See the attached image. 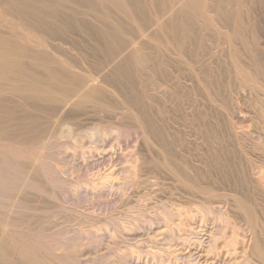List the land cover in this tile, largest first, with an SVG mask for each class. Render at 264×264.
<instances>
[{
	"label": "bare ground",
	"instance_id": "bare-ground-1",
	"mask_svg": "<svg viewBox=\"0 0 264 264\" xmlns=\"http://www.w3.org/2000/svg\"><path fill=\"white\" fill-rule=\"evenodd\" d=\"M0 15L9 16L0 18V264L128 263L129 250L116 263L99 256L94 262L81 253L84 246L105 243V237L128 243L148 237L157 247L155 221L169 212L155 219V195L167 179L181 183L192 200L221 197L230 207L224 210L217 201L212 210L198 200L202 217L217 210L218 216L209 220L220 222L213 224L219 234L209 228L214 236L209 232L211 238L202 242L204 229L197 234L184 220L189 226L177 224L190 230L180 227L186 231L181 237L183 229L178 235L172 223L166 241L182 238L187 249L196 250L206 244L211 255L229 245L233 251L227 247L228 256L236 258L232 263L264 264V214L256 207L264 205V170L248 156L254 149L264 153V35L250 36L264 19V0H0ZM189 87L194 102L186 95ZM244 105L259 112L260 122L251 109L262 123L261 132L255 126L257 136L249 130L254 127L245 125L250 109L245 112ZM190 144L202 151L218 149L217 159L227 172L251 173L252 178L245 174L242 180L246 189H226L221 174L213 172L214 179L207 166L213 181H220L204 180L201 167L194 169L195 156H185L191 154ZM237 149L251 160L233 162L227 153L236 156ZM106 194L119 201L113 206L107 200L115 207L109 212L101 201ZM99 196L98 208L94 202H89L92 207L81 204ZM238 211L245 223V229L238 227L241 234L234 226ZM192 214L186 218L202 221L200 214ZM229 228L232 237L224 241L222 232ZM76 235L85 238L82 251L70 247L68 239L69 244L56 241ZM171 242H160L159 250L148 245L147 252L164 264L175 252L168 250ZM146 244L134 248L142 251ZM179 254V259L187 258L185 252Z\"/></svg>",
	"mask_w": 264,
	"mask_h": 264
},
{
	"label": "rangeland",
	"instance_id": "rangeland-1",
	"mask_svg": "<svg viewBox=\"0 0 264 264\" xmlns=\"http://www.w3.org/2000/svg\"><path fill=\"white\" fill-rule=\"evenodd\" d=\"M3 17H4V18H8L9 16L0 15V18H3ZM261 22H262V23H258V26H256V29H257V30H256V33H252V34H250V36H252V39H253V37H255L257 34L260 35V36L264 35V19H263V21H261ZM259 24H260V25H259ZM258 29H259V31H258ZM257 31H258L260 34H259ZM254 34H255V35H254ZM258 35H257V36H258ZM250 36L248 37V40H249L250 43H251L252 40L250 39ZM223 65H225V66H222L223 68H224V67L227 68L226 65H228V67L230 66L229 63H227V64L225 63V64H223ZM226 68H224V69H226ZM229 68H230V67H229ZM221 69H222V68H221ZM224 69H222V70H224ZM227 70H228V68H227ZM214 71H215V70H214ZM215 73H216V71H215ZM223 74H226V73L224 72ZM189 83H190V82H188V84H189ZM190 86H191V84H190ZM194 86H195V85H194ZM191 88H192V87H191ZM191 88L189 87L188 92H187L186 95H188V94L190 93L188 96H189V98L194 102V101H195L194 99H195V96H196V95L194 94L193 88H192V89H191ZM196 89H197V87H196ZM196 89H194V90H196ZM191 96H192V97H191ZM192 98H193V99H192ZM251 103H252V102H251ZM251 103H250V104H251ZM248 104H249V103H248ZM252 104H253V103H252ZM253 106H254V105H253ZM253 106L250 107V105H249V107H250V108H249L248 105H247V106L244 105L243 108H245V112L248 111V110H246V108H248V109H250V110L253 108V109H252L253 112L256 113V115L258 116V115H259L258 110L255 109V107H253ZM250 110H249V112H247V113L249 114L250 118L246 121L245 125H246V126H247V125H248V126L250 125L249 127L247 126L248 128H250V127H254V128H252V130H251V129H249V130H250L251 132H253V131L255 130V131H254L255 133H257V130H258V128L260 127V128H259L260 131L258 130V132H261V130H262V128H261L262 123H261V124L258 123L259 118H260V117H259L260 115H259L258 117L256 116V117L258 118V121H257L256 118L254 119L255 114L253 115L252 110H251V111H250ZM257 112H258V113H257ZM252 115H253V116H252ZM251 117H252L254 120H256L257 122L254 121ZM260 121H261V120H260ZM260 121H259V122H260ZM113 122H114V121H113ZM249 122H250V123H249ZM248 123H249V124H248ZM251 123H253L254 125L251 124ZM108 124H109V123H107L106 125H108ZM255 124H257V125H255ZM258 124L261 125V126H259ZM252 125H253V126H252ZM255 126H256V129H257V130L255 129ZM255 133H253V135H254ZM257 135H258V133H257L255 136H257ZM115 141H116V140H115ZM74 142H75V141H74ZM78 143H79V142H78ZM193 146H194L193 144H190L189 147H190V150H191V151L188 152V153H191V154H193V155H191V154L186 155L187 152H186V153L184 152V153H185V156H189L190 160L196 158V160H191V161H192V162L195 161L193 164H194L197 168H194V169L197 170L198 167H201V170H202V171H201L200 169H198V171H199L198 173H199V175L202 174L203 176H206V177H203L204 180H209V181H213L214 179L217 180V178H218L217 175L221 174L222 176L219 175V179L221 180L222 177H223L224 180H225L226 182L223 181V179H222L221 181L218 179V181L222 182V184H226V189H228V188L230 189V187H231V189H232V187H234L235 189L238 188V190H241V189H243V188L246 187V184H244V183L242 182V180L245 179V178H244L245 174L247 175V176H245L246 178H252L251 173H250V174H249V173H245V174H244V172H242V171L239 172V171H238V172H239V174H238V172H236V171L239 170V169H233V168H232L230 171H228L229 173H230V172H231V173H230L229 175H227L226 173H228V172L225 171V169H223V165H222V163H220L221 160L218 161L219 159H217V158H219V157H218L219 152L216 151V150H218V149H216V150L213 149V150H214L213 152H211V151H207V150L202 151V149H201V150L199 149L200 151H202V152L200 153L196 146H194V147L196 148V150H195L196 152H195ZM191 148H193V149H191ZM229 150H230V149H229ZM229 150H228V151H229ZM254 150H258V149H254ZM254 150H251V152L249 151V154H248V156H252V155H253V156H252V157H253L252 160H251L252 157H251V158L248 157V156L246 157V155H244L239 149L236 150L237 153L235 152L237 157H236L235 155H233V153L230 154V151H229L230 156H229L228 153H227V156H228L229 158H231L233 162H235V161H239V160H241V159H242V160H248V159H250V160L254 163V161L258 159V160H257L258 162L255 161V163L258 165L257 169H258V168H259V169L261 168L260 170L262 171V170H264V169H263V168H264V166H263L264 164H262V163H264V162H262V161H264V160H263L264 158H260V157H261V156L264 157V156H263L264 153L262 152V153L260 154V152H261L260 150H259L260 152L257 151V153H256V151H254ZM192 151H194L195 153L192 152ZM207 152H208V156L210 155L209 158H207V159H209L211 163L209 162V160L206 159ZM210 152H211V154H210ZM214 152H215L216 154H214ZM238 152H239V154H238ZM252 152H253V154H252ZM258 152H259V154H260L261 156L258 155ZM184 153H183V154H184ZM203 153H206V154H203ZM212 153H213V154H212ZM217 153H218V154H217ZM235 153H234V154H235ZM240 153H241V155H240ZM250 153H251V155H250ZM255 153H256L257 156H255ZM196 154H197L198 156H197ZM190 155H191V157H190ZM211 155H212L213 157L215 156L216 159H215V158H211V157H212ZM194 156H195V158H194ZM199 156H200V157H199ZM204 156H205V157H204ZM208 156H207V157H208ZM254 156H255V157H254ZM258 156H259V157H258ZM192 157H193V158H192ZM235 157H236V158H235ZM187 158H188V157H187ZM189 158H188V159H189ZM238 158H239V160H238ZM254 158H255V159H254ZM202 159H203V160L205 159V160L202 161ZM212 160H214V163H212V162H213ZM216 160H217V161H216ZM253 160H254V161H253ZM261 160H262V161H261ZM196 161H199V163L196 162ZM201 161H202V162H201ZM205 161H206V162H205ZM207 161H208V162H207ZM215 161H216L217 164L215 163ZM200 162L203 163V165H199V164H201ZM196 163H197V164H196ZM204 163H205L206 165H205ZM207 163H208V165H207ZM218 163H219V164H218ZM256 164H255V165H256ZM260 164H261L262 166H260ZM204 165H205V166H204ZM213 165L215 166V168H213ZM216 165H217V166H216ZM218 165H219V166H218ZM221 165H222V166H221ZM257 165H256V166H257ZM195 166H194V167H195ZM206 166H207L210 170L213 169V170H212V175H213V178H214V179L212 178L211 171L208 170V168L205 169ZM202 167H203V168H202ZM211 167H212V168H211ZM262 167H263V168H262ZM216 168H217V169H221V171H220V170H219V171L216 170ZM203 170H204V171H203ZM206 170H208V171H206ZM233 170H235V174L237 173L236 175L233 174V173H234ZM223 171H224L225 173H224ZM232 171H233V173H232ZM205 172H206V173H205ZM207 172H208V173H207ZM209 172H210V174H209ZM213 172L217 173V175H216L215 173H214V174H215V175H214ZM262 172H263V171H262ZM200 173H201V174H200ZM203 173H204V174H203ZM223 173H224V174H223ZM225 174H226V176H225ZM232 174H233V175H232ZM240 174H242V175H240ZM263 174H264V173H263ZM202 175H201V176H202ZM215 176H216V177H215ZM227 176H228V179L226 178ZM234 176H235V177H234ZM237 176H240V178L237 177ZM241 176H242V177H241ZM250 176H251V177H250ZM225 178H226V179H225ZM234 178H239V179H237V181H236V179H234ZM216 180L213 181V182H218V181H216ZM227 180H228V181H227ZM230 180H231V181H230ZM238 180H239L240 185L238 184ZM166 181H167V183H166ZM166 181L162 180V183H164V184H162V185L164 186L163 188H164L165 190H164L163 188H161V187L158 186L159 188H158L157 190L161 189V191L159 190L161 193H159V192L157 191L158 194L156 193L157 196L155 195V198L158 197V198H156V200L154 199V200H155V204H154V205H156V206H154V211H155V213L157 214V216H156V214H154V215H155V219H156V217H159V218H160L161 216H163V214H162V215H160V214L163 213V212H165V211H167V210H168L167 212H169V214L167 213V215H169L168 217H170V215H173V216H174V214H176V215H175L173 218H172V216H171V217H170L171 219L169 218L170 221L168 220V217H166V216L161 217V218H160L161 220L157 218V221H155V225H157V226L154 225L155 227L153 228V230L157 228V230H156V232H155V235L157 234V239L159 238V239H158V242H157V243H159V245L156 243L157 247H155V245H154L155 242H154V244H153V243H151V241H149L150 239H148V237H147V239L145 238V240H147V244H146V242H144L145 240L142 241V242H144V243H142V242H139V243H138V241H139L138 239H134V240H136V241H132V240H131L132 243H128L126 240L122 241L123 239H119V241H118V239H115L114 241H115L116 243H114V241H113L112 238H110V237H105V238H107V239L104 238L105 241H104V240H102V241L105 242L107 245H106L105 243H102V242H101V243H100L101 245H99V243H96L95 247H93V246H91V247H89V246H84V250H86V251H84V250H83V246H82V247H80V246H81L82 244H85V243H83V242H85V240H84L85 238L83 239V237H80V236H79V237H80V238H79L78 235H76L77 238H76V237H73V238H72V236H70V238H69V236H68V237H64V239H63V236H62L61 238H60V237H57V238L54 237V238H56L57 240L54 239L53 237H51V238H53L54 241H55V240H56V241H59L58 239H60V241H62V242H64V240L66 239V240H65L66 243H67V239H68V240L70 241V242H69L70 244H69V243H67V244H69L70 247L73 246V245H75L77 248L80 247V248H81V251L83 250L81 254H82V255L84 254L85 258H88L89 260H90V258H91V261H94V260L96 259L94 262H97V261H99V260L101 259L100 261H103V262H104V261H106V262H107V261H108V262L110 261V262H111V261L113 260L111 263H116V262H118L117 260H119L120 257L123 256L124 252H126V251L129 250L130 252H128V254L131 253V255H130L131 259H130V257L128 256V257H129V259H128V263H125V264H163V263L160 262V260H159L158 257H154V256L151 254V252H147V250H148V248H149L148 245H149L150 247H153V250H154V248H155V250H156V249L158 248V246H159V248L161 247L162 243H163V244H166V243H170L171 241H172L171 243H173V244L176 245V246H175L176 248H175V247L173 248V247H172L173 244H172V246L170 245L171 248H169L168 250H170L171 252H174V251H175V252H174V253H170L169 256H170L172 259L170 258V259L168 260L169 262L167 261V262L164 263V264H185V263H186V264H215V263H216V264H223V263H225L226 261H227V262H229V261H230V262H231V261H234V262H235L234 259H236V258H232L233 255H232V256H231V254L229 255L231 258L228 256V252H226V250H227V247L229 248V245L226 244L227 242H226V243L224 242V241H227V240H228V238H229L228 236H230L231 234H233L232 232H230V231H232V228H229V229H227V230L225 231V232H226V236H223V232H224V231L222 230V231H223V232H222V235L220 234V235H221V238L223 237V238L225 239V238L227 237V238H226L227 240H226V239H225L224 241L221 240V242H220V239H221V238H220L219 236H216L217 234H219V233H218L219 228H218V230H216V232H215L214 226L218 227V226H221V224H220V222H219L218 220H214V219H213L214 221L209 220L210 218H211V219L213 218V215L215 216V214H216L215 211H217V210H214V214L211 215V213L213 212V211H212V210H213V206H214V205H217L218 202L220 203V206L223 207V209L225 208L224 210H229V209H227L226 206H228V208H229L230 206H229V204L226 202V200L223 199V198L221 199V197H217V199L209 198V199H211V200H209L208 198H206V200L203 199V198L199 199L200 196L198 197L196 194H194V195H196V196L198 197L199 202H200V200H202L200 203H201V205H202L203 207L206 206L204 203H208L206 207H209V206L211 205V209H212V210H211V213L209 214L210 217L208 218V216H207V217L204 218V217H202V214H200V212H199V211H200V210H199L200 207L198 208V206H199V205H198V203H199L198 200H197L196 198H194V199L192 200V198H191V196H192L193 194L190 195V193H189V192H188V191L182 186L181 183H178L179 185H177V182H173V180H171V179H169V180L167 179ZM169 181H170V182H169ZM171 181H172L173 184L171 183ZM229 181H230V183H233V184H232V185L229 184ZM235 181L237 182L238 185H236V182H235ZM220 182H219V184L216 183V185L221 186V183H220ZM223 182H225V183H223ZM241 182H242V183H241ZM166 184H167V186H168L167 188H165ZM174 184H175V185H174ZM227 184H228V185H227ZM241 184H242V185H241ZM160 185H161V184H160ZM169 185H170V186H169ZM171 185L173 186V188L175 187V188H174L175 191L173 190V188H172ZM244 185H245V186H244ZM229 186H230V187H229ZM237 186H238V187H237ZM239 186H240V187H239ZM170 187H171V188H170ZM176 187L179 188V189H177ZM182 188H184V190H182ZM234 188H233L232 190H235ZM162 189H163V191H162ZM166 189H167V190H166ZM245 189H246V188H245ZM164 191H165V193H164ZM166 191H167V192H166ZM168 191H169V194H168ZM170 191H171V192H170ZM176 191H177V192H176ZM180 191H181V192H180ZM162 192H163V193H162ZM184 193H185L187 196H190V198L187 197V196H185ZM172 194H173V195H172ZM176 194H177V195H176ZM108 195H109V194H106V196L103 195V196H102V199H101L102 203H104L105 207L108 209V210H107V209L102 205V208H101V207H100V208L102 209V211H104L103 213H105L106 210H107L108 212H109V211H112V208H113V207H112V206L109 207L110 202L107 203L108 201H111L112 204H114V203L116 204V205L114 204L113 206H117V204H118V202H119V201L117 202V200H115V199L113 198L114 196H113V197H112V196H109V198H108V197H107ZM179 195H180L181 197H180ZM161 196H162V197H161ZM164 196H165V197H164ZM173 196H174L175 198H174ZM103 197H104V198H103ZM106 197H107V198H106ZM111 197H112L117 203H116L113 199L109 200ZM159 197H161L162 199H161V198L159 199ZM179 197H180L181 199H180ZM100 198H101V196H99V199H98V198H95V200H93V199L90 198V199H88L89 201H88L87 199L84 198V199H82V201L84 200V201H85L86 203H88L89 205L84 204L85 202H84V203L82 202L81 204H82V205H86V206H90V205H91V207H92V204H90V203H93V202H94L93 204H96L97 206H96V205H93V207H95V208L97 207V208H98V206H101V205L98 204V202H99L100 204H102L100 201H98V200H100ZM168 198H169V199L171 198V199L168 200ZM186 198H187V199H186ZM219 198H220V199H219ZM145 199H146V198H145ZM145 199H144V200H145ZM190 199H191V201H193V203H191ZM86 200H87L88 202H87ZM107 200H108V201H107ZM112 200H113V201H112ZM144 200L142 199V201H140V202H142V203H141L142 205H143V203H144ZM146 200H147L146 203H148V199H146ZM146 200H145V201H146ZM174 200H175V202H174ZM182 200H183V201H182ZM186 200H187V201L189 200V203H188L189 205L187 204V201H186ZM203 200H205V202H204ZM221 200H224L226 203H225L224 201H221ZM209 201H210V202H209ZM217 201H218V202H217ZM89 202H90V203H89ZM172 202H174V203H172ZM194 202L197 203V204H195ZM202 202H203V203H202ZM221 202H222V203H221ZM106 203H107L108 207L106 206ZM146 203H145V204H146ZM215 203H216V204H215ZM219 203H218V204H219ZM224 203H225V204H224ZM81 204H80V205H81ZM178 204H179V205H178ZM190 204H191V205H190ZM193 204L195 205V207H196V205H198V206L196 207V208H198V209H197L198 211H197L196 209H195L196 211H195L194 209H189V208H194V205H193ZM213 204H214V205H213ZM146 205H147V204H146ZM177 205H178V206H177ZM201 205H200V206H201ZM212 205H213V206H212ZM225 205H226V206H225ZM176 206H177V207H176ZM220 206H219V207H220ZM258 206H260V205H258ZM258 206H256V207L258 208V211H261V210L264 211V209H262V208H264V205H263V207L261 206V209H259ZM103 207H104V208H103ZM145 207H146V206H145ZM214 207H215L214 209L218 208V206H217V207L214 206ZM114 208H115V207H114ZM114 208H113V209H114ZM175 208L178 209V210L183 211V212H181V213H183V214H181L180 216L177 215L176 212H178V211L175 210L176 212H174V209H175ZM209 208H210V207H209ZM220 208H221V207H220ZM103 209H104V210H103ZM105 209H106V210H105ZM156 209H157V210H156ZM163 210H164V211H163ZM188 210L191 211L190 214H189V211H188ZM192 210L195 211V212H193ZM156 211H157V212H156ZM187 211H188V212H187ZM263 211H261V213L264 214ZM170 212H172V214H170ZM185 212L189 214V215L186 214V217H187V218H188V216H191L192 213H193L192 215H194V216L197 214V216H195V217H198V215L200 214L199 216L202 217V218H201L202 221H201V220H198V219H200V218H198L197 221H195V219H192V218H190V217H189V218H190L191 220H190V219H187V218L185 217ZM197 212H199V214H198ZM229 212H230V211H229ZM238 212H239V211H238ZM173 213H174V214H173ZM201 213H202V212H201ZM239 213H240V212H239ZM178 214H179V212H178ZM241 214H242V213H240V214L237 215V213H236L237 217H238V216H239V217H244L243 215L241 216ZM263 214H262V215H263ZM164 215H165V213H164ZM211 216H212V217H211ZM216 216H218V215L216 214ZM263 216H264V215H263ZM164 217H165V218H164ZM239 217L237 218L238 220L235 219V221L237 220V223L234 221V222L237 224V225H236V224L234 225L235 228L237 227L236 230L238 229V227L241 228V227H244V226H245V223H243V220L241 221V219H240ZM162 218L165 219L166 221L168 220L169 222H168V221H167V222H166V221H163ZM166 218H167V219H166ZM206 218H207L208 220H207ZM181 219H182V220H181ZM203 219L206 220V221H204ZM242 219L245 220V218H242ZM184 220H187L188 222L190 221V222H189V225L192 224V227H191V225L189 226L188 224H186V223H188V222H187V221L185 222ZM239 220L241 221V223H239V222H240ZM158 221H159V222H158ZM180 221H184L186 225H188L190 228H193L194 231L196 230L195 233H197V234H198V232L201 233L200 231H201L202 229H204V231H205V228H204V227H206V224H207L208 226L206 227V231L204 232V231L202 230V232H203V233H201L202 236H200L201 234H199L197 237L200 236V240L203 242L204 240H208L209 238H211L210 235L212 236V233H213V236H214V232H215V233H217L215 236H216V237H219V240H218L219 243H221V244L224 243V244H226V245H228V246L223 245V247H224V246L226 247V248L224 247V248H225L224 250H223V247H222V249H221L220 246H219L218 249L216 250L217 252L214 251V252H216V255H211V254H214V253H212V251L210 250L211 248L208 247V246H206V244L203 245V248H202V246H201V248H200L199 245H198L199 248L196 250V249H194V246H193V249L191 248V246H189V249H187V247L184 245V242L182 243V240H181L182 238L180 239L179 236H178L179 240H177L176 243L173 242V241H176L177 238H176L175 240H171V241L168 240V241H166V240H167L166 238H167L168 235H169L167 232H168L169 228H172V227H173V225L171 226V224L173 223V224L176 226V224H177L178 222H180ZM193 221H195V222H193ZM207 221H208V222H207ZM210 221L212 222V225H211V224H208V223H211ZM217 221H218L219 224L217 223ZM157 222H158V223H157ZM191 222H192V223H191ZM204 222H205V224H204L205 226H204V225H200V223L203 224ZM206 222H207V223H206ZM213 222H214V223H213ZM244 222H246V221H244ZM156 223H157V224H156ZM175 223H176V224H175ZM181 223H182V222H181ZM181 223L177 224V226L181 225ZM196 223H197V224H196ZM198 223H199V224H198ZM215 223H216L217 225H214V226H213V224H215ZM242 223H243L244 225H242ZM186 225H184V226H186ZM239 225H240V226H239ZM175 226H174L175 229H174V228H173V229H174L175 232H178V235H180V234H179V229H183V231H181L180 233H182V232H183V233H186V231L184 230V228H180V227L183 226V224H182V226H179L178 228L175 227ZM184 226H183V227H184ZM188 226H186L185 229H186ZM199 226H200V227H199ZM201 226H202V227H201ZM195 227H196L197 229H199V230H197ZM176 228H177V231H176ZM200 228H201V230H200ZM209 228H210L211 230L214 229V232H210L211 230H210ZM208 229H209L210 231H209ZM230 229H231V230H230ZM242 229H243V228H242ZM242 229H238L239 231H238V230H237V231L241 234L240 231H241ZM244 229H245V227H244ZM186 230H190V229H186ZM207 230H208V234L206 233ZM220 230H221V229H220ZM220 230H219V232H220ZM228 230H230V231H228ZM236 230H235V232H237ZM212 231H213V230H212ZM175 232H174V233H175ZM209 232L211 233L210 235H209ZM225 232H224V235H225ZM243 232H244V231L242 230V233H243ZM165 233H167L168 235L165 234ZM183 233L180 235L181 237H182V235L184 236ZM227 233H228V234L230 233V234L228 235ZM204 234H207V235L204 236ZM240 234H239V235L237 234V235L239 236V238H240V237H243V234H242V236H240ZM175 235H176V233H175ZM166 236H167V237H166ZM208 236H209V237H208ZM176 237H177V236H176ZM202 237H204V238H202ZM205 237H206V239H205ZM230 237H232V236H230ZM75 238H76L75 241H78V244H77V242L73 241ZM61 239H62V240H61ZM71 239H73V240H71ZM78 239H79V240H78ZM81 239H83L84 241L82 240V242H81ZM102 239H103V238H102ZM109 239H110V240H109ZM111 239H112V242H111ZM202 239H203V240H202ZM48 240H50V239H49V238H46V241H48ZM107 240H108V241H107ZM120 240H121V241H120ZM159 240H160V241H159ZM180 240H181V241H180ZM50 241H52V239H51ZM54 241H53V242H54ZM109 241H110V242H109ZM117 241H118V242H117ZM48 242H49V241H48ZM74 242H75V243H74ZM108 242H109V243H108ZM129 242H130V241H129ZM133 242H134V243H133ZM148 242H149V244H148ZM160 242H162V243H160ZM178 242H179V243H178ZM180 242H181L182 244H180ZM64 243H65V242H64ZM66 243H65V244H66ZM72 243H73V244H72ZM112 243H113L114 245H113ZM120 243H121V244H120ZM122 243H123V244H122ZM219 243H218V245H221V244H219ZM97 244H98V246H97ZM130 244H131V246H132V245H134V246L131 247ZM145 244H146V248H144V247H145ZM150 244H153V246L150 245ZM203 244H204V243H203ZM235 244H236V245H235ZM77 245H78V246H77ZM103 245H104V246H103ZM110 245H111V246H110ZM137 245H138V246H137ZM182 245H183V246H182ZM233 245H234V247H235V246H237V247L239 246L237 243H234ZM99 246H102V247H100V249H99ZM108 246H110V247H108ZM119 246L121 247V249H120ZM123 246H124V247H123ZM127 246H130L131 248H129V247H127ZM136 246H137L138 248H139V246H140V248H142L141 246H144V247H143L144 249H140V250H142V251H139V250H138V251H139V252H138V251H136V250L138 249V248H136ZM162 246H163V245H162ZM204 246H206V249H207V248L209 249L208 252L211 251L210 253H208V252L206 253L207 256H206V254H204L206 250L203 251V250L205 249ZM88 247H89V248H88ZM111 247H112V248H111ZM125 247H126L127 249H126ZM134 247L136 248V250H135ZM177 247H178V249H177ZM230 247H232V245H231ZM237 247L234 248V250H235V249H238ZM86 248H87V249H86ZM92 248H93V251H91ZM94 248H95V249L97 248V251H94V250H95ZM114 248H116V249H114ZM117 248H119V251H118ZM128 248H129V249H128ZM159 248H158V250H159ZM232 248H233V247H232ZM232 248H231V249H232ZM98 249H99L100 251H99ZM132 249H133V252H131ZM176 249H177V251H178L181 255H185V254H186L187 258L179 259V257H178V254H179V253H178V252H177L178 254L176 253ZM179 249L182 250V251H180ZM200 249H201V251H200ZM208 249H207V250H208ZM229 249H230V248H229ZM231 249H230V250H231ZM101 250H102V251H101ZM115 250H116V251H115ZM125 250H126V251H125ZM134 250H135L137 253H136V252L134 253ZM172 250H174V251H172ZM184 250H185V251H184ZM188 250H189L190 252H189ZM193 250H194V251H193ZM230 250H229V251H230ZM9 251H11V253H12V250H9ZM45 251H46V250H45ZM45 251L43 252V250H42L43 255H44L47 259H49V260H53V259H54L55 262H56L57 258H55L54 256H51V254H50L48 251H46V252H45ZM88 251H89V252H88ZM191 251H192V253H191ZM231 251H233V249H232ZM231 251H230V252H231ZM86 252H87V253H86ZM90 252H91V253H92V252H95V253L91 254ZM97 252H98V253H97ZM166 252H167V251H166ZM182 252H185V254H182ZM186 252H187V253H186ZM219 252H221V253H220L221 255L219 254L220 257H221L220 260L218 259V258H219V256H218V253H219ZM223 252H225V253H223ZM45 253H46V254H45ZM96 253H97V254H96ZM101 253H102V255H101ZM126 253H127V252H126ZM126 253H125V254H126ZM163 253H164V252H163ZM175 253L177 254V256H176ZM188 253H189V254H188ZM190 253H191V254H190ZM201 253H203V254H201ZM231 253H232V252H231ZM119 254H120V255H119ZM128 254H126V255H128ZM133 254H134L135 256H134ZM166 254H167V253H165V255H166ZM172 254H173V255H172ZM180 254H179V256H180ZM200 254H201V255H200ZM208 254H209V255H208ZM88 255H89V256H88ZM104 255H105V256H104ZM171 255H172V256H171ZM188 255H190V256H188ZM202 255H204L205 257L202 256ZM222 255H225V256H222ZM49 256H50V258H49ZM96 256H97V257H96ZM98 256H99L100 259L98 258ZM167 256H168V254H167ZM174 256H175V257H174ZM215 256H216V257H215ZM53 257H54V258H53ZM92 257H93V258H92ZM101 257H102V258H101ZM104 257H106V258H104ZM128 257H127V258H128ZM132 257H134V258H132ZM189 257H190V258H189ZM222 257H224V258H222ZM227 257H229V258H227ZM234 257H235V256H234ZM97 258H98V259H97ZM108 258H109V259H108ZM177 258L180 260V262H179V260H178ZM216 258H217V259H216ZM104 259H105V260H104ZM106 259H107V260H106ZM186 259H187V260H186ZM223 259H224V260H223ZM114 260H115V261H114ZM129 260H130V261H129ZM181 260H182V261H181ZM191 260H192V262H191ZM215 260H216L217 262H215ZM221 260H223L224 262L221 261ZM228 260H229V261H228ZM188 261H189V262H188ZM218 262H219V263H218ZM222 262H223V263H222ZM227 262H226L225 264H227ZM230 262H229L228 264H230ZM234 262H233V263L231 262V264H234ZM238 262H239V260H238L236 263H238ZM240 262H241V261H240ZM239 264H240V263H239Z\"/></svg>",
	"mask_w": 264,
	"mask_h": 264
}]
</instances>
